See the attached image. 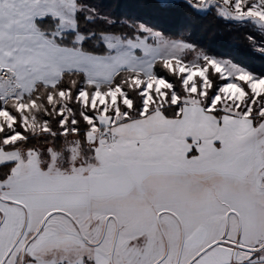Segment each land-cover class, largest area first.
Returning <instances> with one entry per match:
<instances>
[{"label": "snow or ice", "instance_id": "6c2138e0", "mask_svg": "<svg viewBox=\"0 0 264 264\" xmlns=\"http://www.w3.org/2000/svg\"><path fill=\"white\" fill-rule=\"evenodd\" d=\"M0 264H264V0H0Z\"/></svg>", "mask_w": 264, "mask_h": 264}, {"label": "trees", "instance_id": "16d2710c", "mask_svg": "<svg viewBox=\"0 0 264 264\" xmlns=\"http://www.w3.org/2000/svg\"><path fill=\"white\" fill-rule=\"evenodd\" d=\"M225 45L230 51H234L238 54H242L244 52L245 41L241 34L234 33L231 38L225 37Z\"/></svg>", "mask_w": 264, "mask_h": 264}]
</instances>
